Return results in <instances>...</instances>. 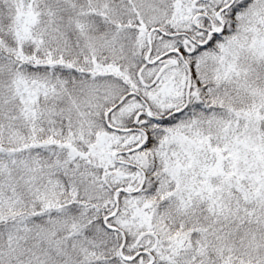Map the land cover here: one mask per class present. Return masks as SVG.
<instances>
[{"label":"snow or ice","instance_id":"snow-or-ice-1","mask_svg":"<svg viewBox=\"0 0 264 264\" xmlns=\"http://www.w3.org/2000/svg\"><path fill=\"white\" fill-rule=\"evenodd\" d=\"M0 264H264V0H0Z\"/></svg>","mask_w":264,"mask_h":264}]
</instances>
